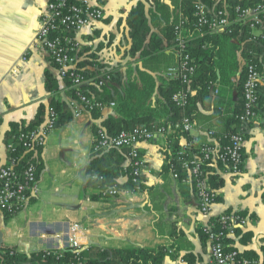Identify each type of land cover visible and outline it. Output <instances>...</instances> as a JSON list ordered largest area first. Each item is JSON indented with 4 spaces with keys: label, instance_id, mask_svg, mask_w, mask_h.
Wrapping results in <instances>:
<instances>
[{
    "label": "crops",
    "instance_id": "0c3cea01",
    "mask_svg": "<svg viewBox=\"0 0 264 264\" xmlns=\"http://www.w3.org/2000/svg\"><path fill=\"white\" fill-rule=\"evenodd\" d=\"M160 1L173 7L171 0ZM48 2L0 0V164L8 160L7 145L13 124L35 122L39 109L44 106L47 110L54 97L68 109L73 99L67 81L58 75L47 53L34 44L41 26L40 10ZM154 2L101 0L103 19L85 33L75 35L82 58L89 66L96 65L87 61L95 54L98 65L117 70L120 80L125 81L127 67L106 65V52L114 38H126L123 44L130 47L129 14L139 5L148 13ZM47 74L55 78L53 92L46 88ZM114 113L113 109L102 111L98 122L93 121L90 113L73 116L71 122L50 135L43 150L39 193L7 221L0 212V247H15L20 253L32 254L61 251L75 244L86 251L154 248L170 245L177 239L178 250L170 253L163 264H188L186 255H192L193 264H214L211 244L200 233L210 217L199 212L191 185L175 179L173 173L163 172L164 138L138 145L145 162L143 183L148 191L119 190L117 196H106L101 190L84 187L86 169L93 157L94 126ZM124 166H129V160ZM223 179L225 186L219 190L220 200L213 206L211 217L225 212L243 213L248 218L244 232H249L250 240L243 245L240 236H235L234 245L240 252L253 251L264 264V116L247 144L243 175ZM32 208L36 209L31 211ZM22 212L25 216L18 220ZM173 229L178 231L176 239Z\"/></svg>",
    "mask_w": 264,
    "mask_h": 264
},
{
    "label": "trees",
    "instance_id": "16d2710c",
    "mask_svg": "<svg viewBox=\"0 0 264 264\" xmlns=\"http://www.w3.org/2000/svg\"><path fill=\"white\" fill-rule=\"evenodd\" d=\"M50 2L56 0H49ZM173 7L155 0L152 9L146 13L144 6L139 5L132 10L127 19L129 28L130 47L129 54L134 58L133 63L127 65L126 79L120 80V73L115 69H109L98 65L97 56L93 54L90 65L95 62L98 66L95 71L89 69L88 62L82 58L79 68L87 78L99 81L100 77L111 74L113 81L105 87L89 85L84 87L85 94L94 98L98 103H115L114 115L102 120L94 126V135L104 128L108 135H118L123 131H132L139 126H147L153 129L162 126L163 120L174 124L184 117H189L198 126L212 130L215 136L226 141L230 134L239 133L241 125L239 116L244 109V82L246 67L242 66L241 58L252 59L261 69L260 56L264 49L259 43L250 41L251 30L249 27L234 24L228 32L211 34L207 29L197 23L194 16L192 0H171ZM218 0H203L209 7H222L216 4ZM264 0H231L229 2V14L235 16L238 5L243 8L254 7L263 4ZM177 27L183 31V37L189 44L188 54L195 60L197 67L193 76L191 88L193 93L189 95L186 105L178 107L173 102L174 94L183 87L181 79L169 80L167 72L175 64V48L177 46ZM96 60V61H93ZM47 90L53 92L56 88L55 78L47 74ZM68 86H71L67 80ZM214 86L215 96L211 97L210 89ZM234 91L237 97H234ZM73 92V91H72ZM74 92L72 98H75ZM261 104H264V89L261 91ZM54 109L59 116L57 128L65 126L73 119V114L66 104L61 103L55 97L51 100L48 109ZM47 110L42 106L39 109L35 122L25 124H13L10 133V141L20 132L33 130L37 125L43 124L47 117ZM93 121L102 119V111L93 109L89 112ZM187 137L182 130L168 133L164 138L163 172L173 173L177 171L182 180L186 176L181 168L180 139ZM17 143V141H16ZM19 155L22 157L20 169L34 163L37 167V175L43 171V150L26 152L21 144H16ZM200 148H194L199 153ZM184 154L182 158H189ZM128 160L127 150L111 149L99 155H93L87 166L84 187L101 190L102 194L109 196L112 189L128 192L148 191L143 179L135 183L133 169L125 167ZM126 181L121 183L120 180ZM207 178L215 190L225 186L224 179L215 169L208 168ZM196 194L195 188L191 187ZM33 199V198H32ZM31 199V201H32ZM220 200L217 197L216 202ZM30 201V202H31ZM4 220L7 221L17 213H9L3 209ZM229 213V212H228ZM244 215L243 213H240ZM245 216V215H244ZM218 229V228H217ZM204 241H209L204 227L200 230ZM178 231H172L176 239ZM236 236H240L241 244L245 245L250 240L249 232L236 230ZM177 240V239H176ZM170 245H158L154 248L114 247L108 249L93 248L82 253L84 264H163L166 257L178 250L177 241ZM234 239L223 240L231 244L230 249H238L234 245ZM239 250V249H238ZM77 249L71 247L61 251H41L32 254L20 253L15 247H0L1 264H78L76 258ZM188 264H193L192 255L184 256ZM260 258L251 250L239 253L238 260L252 261Z\"/></svg>",
    "mask_w": 264,
    "mask_h": 264
},
{
    "label": "built area",
    "instance_id": "2783aa9c",
    "mask_svg": "<svg viewBox=\"0 0 264 264\" xmlns=\"http://www.w3.org/2000/svg\"><path fill=\"white\" fill-rule=\"evenodd\" d=\"M101 0H56L48 2L40 10L41 26L35 36V46L43 49L55 66L58 75L62 79L70 81V88L75 98L70 101V109L74 117H80L83 113H89L93 109L101 111L113 109L115 103H98L94 98L85 94L84 87L91 84L97 87L108 86L113 81L111 74L100 77L98 83L87 78L79 68L82 61L80 47L75 35L85 33L92 26L103 19L104 11L100 5ZM194 16L201 27L211 34L228 32L234 24L249 27L251 39L259 43L264 49V3L254 7L243 8L238 5L235 16L229 14L230 4L225 0H218L216 4L222 7H209L203 0H192ZM177 46L175 50V64L169 68L167 76L169 80L181 79L183 87L174 94L173 102L178 107L186 105L189 95L193 93L191 84L197 64L188 54L189 44L183 37V31L177 27ZM261 69L254 60L241 58L242 66L246 67L245 82L243 86L244 109L239 116L241 131L230 134L226 141L215 136V132L198 126L189 117L184 116L179 123L161 121L162 126L153 129L147 126H139L132 131H123L118 135L110 136L104 128L98 131L94 137L93 155L105 153L111 149L127 150L129 165L133 169L135 183L141 181L145 175V162L138 145L150 142L168 133L182 130L187 137L180 139L181 150L179 161L186 174L181 182L195 188L198 198L199 212L210 217L204 230L211 244L212 259L214 264H263L262 259L252 261L238 260L240 251L231 248V244L223 240L235 238L236 230L244 231L248 225V218L238 212H225L219 216L211 217L213 206L220 191L215 190L207 178L208 168L215 169L223 177L239 178L243 175L246 166L247 144L254 129L261 124L264 116L261 104V91L264 89V52L260 56ZM97 65L89 70L95 71ZM234 97L237 92L234 91ZM213 97L214 86L210 89ZM58 113L49 108L43 124L37 125L33 130L20 132L14 141L7 145L8 160L0 164V212L6 209L9 213H19L24 210L32 198L39 193V176L34 163L20 169L22 157L19 155L16 144H21L28 153L44 150L48 138L57 129ZM17 141V143H16ZM200 148L199 153L194 148ZM189 154V158H182ZM173 177L181 179L177 171ZM112 196L119 195V190L109 191ZM218 228V229H217ZM78 264H84L82 253L84 249L75 244ZM1 264V263H0ZM181 264H185L181 261Z\"/></svg>",
    "mask_w": 264,
    "mask_h": 264
},
{
    "label": "rangeland",
    "instance_id": "374dc122",
    "mask_svg": "<svg viewBox=\"0 0 264 264\" xmlns=\"http://www.w3.org/2000/svg\"><path fill=\"white\" fill-rule=\"evenodd\" d=\"M124 37L125 34H124ZM115 39V38H114ZM112 39V41L114 43H112L110 46L109 51H107V55H105V59L108 66H113L117 69H119L120 67H127V65H129V63H133L134 62V58L129 54V45L127 44H123V42L126 41L123 39V37L120 40H114ZM119 67V68H118ZM120 68V69H121ZM125 71V70H124ZM36 208H32L31 211L35 210ZM25 216V213H21L18 215V220L20 218H23Z\"/></svg>",
    "mask_w": 264,
    "mask_h": 264
}]
</instances>
